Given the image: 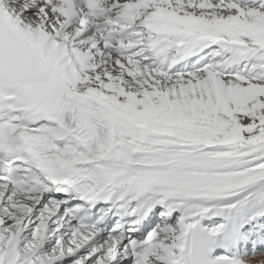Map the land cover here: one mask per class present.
<instances>
[{"label":"bare ground","instance_id":"1","mask_svg":"<svg viewBox=\"0 0 264 264\" xmlns=\"http://www.w3.org/2000/svg\"><path fill=\"white\" fill-rule=\"evenodd\" d=\"M218 6L236 8V13L222 12L217 9ZM13 9L17 12L18 7L14 6ZM166 13L179 32L203 40L201 48L215 52L209 56L211 64L198 69L199 76L216 80L214 83L218 84L216 89L220 99H225L228 91V98L236 108L228 107L223 111L214 102L211 105L214 111L207 116L209 120L193 126L186 112L197 109L194 101L185 99L188 101L184 104L180 102L183 96L178 94L179 104L173 105V108L165 107L166 96H170V100L175 97L173 93L168 95L164 91H173V87L164 86L161 89L155 84H143L137 85L134 93L128 94L119 85L111 87L104 77H99L103 70L106 74L111 67L105 66L95 72L92 63L86 64L76 59L85 84L86 81H91L89 84L93 82V87L86 84L82 91L88 89L98 93L97 87L102 88L99 96L95 93L91 95L108 104V112L123 128L122 137L129 143L153 151L199 154L208 159L206 168L211 169L203 174L223 175L229 182L241 184L228 193L198 194L173 188L160 189L162 197L166 198L165 205L182 216V228L172 239L161 235L160 230L148 234L145 242H138L134 236L129 239L121 237L119 240L127 243L126 251L112 244L111 235L97 234L92 237L93 232L84 229H79L76 239L70 242V247H66L61 237L72 229L71 224L61 213L49 220L58 202L55 201L48 210L44 206L45 199L52 202L56 198L39 193L31 209L22 210L11 197L4 196L0 198V207L7 209L0 216V264H128L129 261L132 264H173V257L182 248L185 239L190 237L193 226L203 219H206L204 226L208 233L225 241L234 231H239L250 216L256 214L260 217L264 213V80H261L264 78V0H197L195 4L193 0L175 1L174 5L166 8ZM35 16V12L30 11L18 18L21 22L29 20L33 26ZM92 60L96 64L103 61ZM259 64L261 66L255 68ZM145 72H151L150 76L156 78L181 80L184 75L194 77L196 71L171 75L166 73H175L171 69L159 72L142 67L125 74L135 84L145 82ZM241 73L245 76H241ZM114 76L117 75L114 73ZM253 76L259 80L253 81ZM99 80H103L101 85L98 84ZM220 80L230 83L227 82L226 86ZM83 159L98 160L87 154L83 155ZM40 195L43 196L42 200ZM185 209L187 211L184 213ZM45 220H48L50 233L42 236ZM29 235L37 236V242H33ZM15 237L17 248L13 252L11 243ZM87 239L89 241L86 243ZM156 244L173 251L167 255L154 251L150 258L141 260L140 255ZM53 248V259H47L48 255L44 254L47 251L38 254ZM242 255L251 264H257L264 251L258 255H246L243 251Z\"/></svg>","mask_w":264,"mask_h":264},{"label":"rangeland","instance_id":"2","mask_svg":"<svg viewBox=\"0 0 264 264\" xmlns=\"http://www.w3.org/2000/svg\"><path fill=\"white\" fill-rule=\"evenodd\" d=\"M217 9H219L222 12L227 11L230 14L236 13V8H230L229 6H227V7L226 6H221V7L218 6ZM254 58L255 57H253V59ZM209 64H211V63H209ZM260 66H261V64H259L255 68H259ZM199 70H202V68H200ZM199 70L198 71L195 70L196 72L194 71L195 72L194 77H190L189 75H184V76H182L181 80H177V79H173V78L172 79L169 78L170 79L169 80L168 78L165 79V77H162L164 80L163 81L162 78H160V77L156 78L155 76H153V77L151 76V78H154V79L150 80L148 77H146L145 82H142V83L139 82L140 84L139 83L134 84V81L132 79H129L127 74H126V76H127V78H126V77H122V76L120 77L119 75L114 76V73H113V74H111L110 77L104 76V79L109 86L112 87V86L119 85L120 87L125 89V91L128 92V94L134 93V88H138L137 85L142 86L143 84H148V85H154L155 84V85L159 86L161 89L164 88V86L165 87L170 86V88L173 87L175 89L173 91H167L166 89L164 91L168 95L173 93V95L175 97V98L170 100V96H166L167 102L165 104V107L172 106V108H173L174 106H177V104H179L177 102L178 101L177 100L178 94L183 96L181 98L180 102H183L184 104L188 101V100L186 101L185 99H191L192 101L195 102L197 109L193 110V111H187L186 113L188 115L186 117H188V120L192 121L191 124L193 126H197V124L199 122H201V121L207 122L209 120L207 118V116L209 115L210 112L214 111V108H211V105H214V102H215V104H219L223 111H226L228 107H230V108H236L237 107V106L233 105L232 101L228 98V91H226L227 95H226L225 99L224 98L220 99V95L216 89L218 84L214 83V81H216V80L211 79V78H207L205 76H199ZM108 72H109V70H108ZM222 80H224V79H222ZM222 80H220L219 82H224L226 84V86H228L227 82L230 83L229 81H222ZM258 80L259 79L256 76H253V81H258ZM261 80H264V78H261ZM155 81H157V83ZM87 83H88L89 87H93V82H92V84H89V83H91V81L90 82L88 81ZM97 89H100L101 92L103 91L102 88L97 87ZM184 100H185V102H184ZM257 100L258 99L254 100L253 102H256ZM252 105H254V103H252ZM178 109L179 108L175 109L174 112H176ZM5 211H7V210H5ZM8 212H11V211H8ZM17 219H18V217H17ZM9 224L14 226L13 222H12V224L11 223H9ZM21 225H22V223H21ZM28 237L29 238L31 237L30 239H34L36 236L32 237V235H29ZM39 244H41V243H39ZM11 245L14 246V249H13V252H14L17 248V237H15V239L12 241ZM37 248H38V246H37ZM46 251L48 252L47 249H45L42 252H46ZM42 252H39L38 254L42 255L43 254ZM47 259H49V256H47Z\"/></svg>","mask_w":264,"mask_h":264}]
</instances>
